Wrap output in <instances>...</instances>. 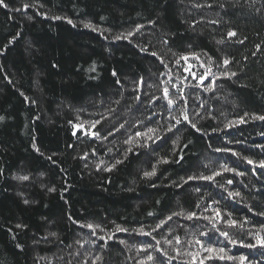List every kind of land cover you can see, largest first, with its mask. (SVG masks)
I'll use <instances>...</instances> for the list:
<instances>
[{
	"label": "trees",
	"instance_id": "trees-1",
	"mask_svg": "<svg viewBox=\"0 0 264 264\" xmlns=\"http://www.w3.org/2000/svg\"><path fill=\"white\" fill-rule=\"evenodd\" d=\"M4 3L0 264H264V0Z\"/></svg>",
	"mask_w": 264,
	"mask_h": 264
},
{
	"label": "snow or ice",
	"instance_id": "snow-or-ice-1",
	"mask_svg": "<svg viewBox=\"0 0 264 264\" xmlns=\"http://www.w3.org/2000/svg\"><path fill=\"white\" fill-rule=\"evenodd\" d=\"M0 7H7V5L4 3V0H0ZM25 7H27V5H25ZM57 19H59V17H57ZM68 23H72V22H71V21H68ZM86 27H90V25H86ZM131 34H132V33H129V35H131ZM228 36H229V37H234V36H236V33L230 31V32L228 33ZM121 38H122V37H120V36L116 37L117 40H119V39H121ZM124 38H126V37H124ZM240 42L242 43L243 41H240ZM218 43H220V41H218ZM151 55L155 56L156 54H155V53H151ZM193 58H196V57H193ZM157 59H159V57H157ZM182 59L187 60L188 57H182ZM161 63H163L162 60H161ZM212 63H213V61H212L211 59H209V61H208V65H209V67L206 69V71H205L204 74H202V75L199 76V82H200V83H203V82L205 81V79H206L209 75H211V67H210V66H211ZM229 63H230V61H229L228 59H224L223 64H224L225 66H227ZM165 67H167V65H165ZM93 70H94V69H93ZM113 75H115V73H113ZM225 75L227 76L228 74L225 73ZM231 75H235V73H231ZM193 78L195 79L196 77L194 76ZM207 90L210 91L211 88H208ZM137 99H139V97H137ZM164 99L167 101V104H168V106H169L170 108L173 107V105L175 104V101L169 97V93H168V89H167V88L164 89ZM182 115H183V119H184V121H188L189 118H188L187 112H186V111L183 112ZM253 118H254V119H257V120L264 121V116H255V117H253ZM0 119H2V118H0ZM176 122H177V124H179L181 121H180L179 119H177ZM244 122H245V121H244L243 119H241L240 123H244ZM96 123H99V121H97ZM231 126H232V123L230 122L229 125H227V127H231ZM74 127H75V126H74ZM81 127H83V126L81 125ZM93 127H95V124H93ZM121 127H123V125H121ZM191 127L195 128L196 125H195V124H191ZM171 130H172V129H171V127H170V128H169V131H171ZM147 131H148V133H154L156 130H155V129H152V128H149ZM74 135H75V133H74ZM97 135H98L97 133H93V136H97ZM136 135H137V136H146V139H148V140H152V139H153L152 136H150V135H146L145 133H141V132L136 133ZM159 138H160L159 136H156V139H159ZM153 142H155V141L153 140ZM127 143H132V140L127 141ZM144 146L146 147L147 145H144ZM33 147H35V145H33ZM128 151L130 152V151H132V149L129 148ZM216 151H221V149H216ZM232 154H233V155H237V153H235V152H233ZM121 162H122V161L117 160V161H116V164H119V163H121ZM162 162H163V163H167V161H162ZM247 162H248L249 164H252V163H253V161H251V160H248ZM259 166H260V167H264V160H262V161L259 162ZM112 167H115V165H113ZM222 167H223V166H222ZM105 171H111V168H105ZM224 171H231V170L225 167V168H224ZM155 174H156L155 166L153 167V170H152L151 172H145V173H144L145 177H147V178H151V177L154 176ZM220 174H221L220 172L215 173V175H220ZM236 175H243V173H241V172H237ZM20 179H21V180H27L28 177H27V176H23V177H20ZM188 179H189V180H191V179H195V177H189ZM199 179L212 181V180H214V176H203V175H202V176L199 177ZM186 182H187V181H186ZM227 183H228V184H231L232 181L229 180V181H227ZM238 195H239V193H236V192H229V193H228L229 198H231V197H233V196H238ZM25 203H27V201H25ZM149 215H151V213H149ZM173 215H180V214H178V213H174ZM193 215H194V214L188 215L186 218H187V219H192V218H193ZM218 218H221V212H220L219 210H216V212H215V216H214V217H212V218L205 217V219H209L210 222H212L213 220H215L216 223H219V219H218ZM70 219H71V217H70ZM167 219H168V220H171L172 217L169 216ZM73 222L75 223V221H73ZM165 223H167L166 220H165V221H161V223L158 224L156 227H157V228H160V227H162ZM216 223L213 224V228L216 227ZM235 223H236L235 221H232V220H230V219L225 221V224H226V226H228V227L235 226ZM81 226L83 227L84 225H81ZM18 227H20V226L18 225ZM86 227L89 228L90 230H92V231H93V234L95 235V227H96V226L89 224V225H87ZM153 230L155 231L156 229H153ZM116 231H118V232H119V231H127V229H123V228L117 227ZM138 231H139V234H141V235H150V233H146V232H144V230H143L142 228L139 229ZM201 235H206V233H201ZM220 235H222V236H224V237H226V238L228 237V233L225 232V231H220ZM111 238H112L111 236L108 237V239H111ZM99 239H104V237H99ZM175 240H176V243H177V244L180 243V239H179V237H176ZM229 242H230V243H233V244L235 243V241H231V240H230ZM120 243L123 244L124 241H120ZM169 243H171V242L169 241ZM197 243L199 244V243H201V242H200V241H197ZM157 244H159V241H157ZM248 246L251 247V245H248ZM262 246H264V244H262ZM202 247H203V245H202ZM203 250L206 251V252H209V253H216V254H217V255H216V258L221 259V260H223V259H232V257H228V256L226 255L225 249L222 248V247H221V248L203 247ZM156 251L161 252V255L167 257V253L162 252L160 248H157ZM178 254H179V253H178ZM189 255H192V254L189 253ZM167 258H168V259H172V257H167ZM209 258H211V257H209ZM97 259H99V257H97ZM147 259H148V261H152V260H153V257H152L151 255H149V256L147 257ZM239 259H240V261H241V264H243V261H244L246 258H245V257H240ZM161 264H162V262H161ZM201 264H203V261H201Z\"/></svg>",
	"mask_w": 264,
	"mask_h": 264
}]
</instances>
